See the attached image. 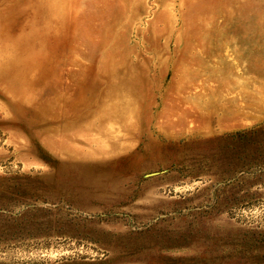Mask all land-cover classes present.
Masks as SVG:
<instances>
[{"label": "rangeland", "instance_id": "obj_1", "mask_svg": "<svg viewBox=\"0 0 264 264\" xmlns=\"http://www.w3.org/2000/svg\"><path fill=\"white\" fill-rule=\"evenodd\" d=\"M0 9V264H264V0Z\"/></svg>", "mask_w": 264, "mask_h": 264}, {"label": "bare ground", "instance_id": "obj_2", "mask_svg": "<svg viewBox=\"0 0 264 264\" xmlns=\"http://www.w3.org/2000/svg\"><path fill=\"white\" fill-rule=\"evenodd\" d=\"M52 6H54V3L53 2H50L49 3L50 10H52V8H51ZM6 11H8V10L7 9H5V10H3V9L1 10L0 9V24H2V22L4 20V19L2 20V18H3V16H4V14H5ZM16 24H18V23H16ZM2 34L3 33H1V26H0V38H2L1 41L3 42V44L0 46V48H1V53H0V76L3 77V76L6 75V74H4L3 69H5L6 71L7 70H9V71L15 70L21 64L24 65L26 63L27 64L30 63L29 66H35V67H34L33 70L32 69L30 70V76L28 77V79H26L27 81H29V84H28L27 87L24 86V87L20 88L19 87L20 83L17 82V81H15V78L12 77L11 80L9 79V83H7L8 85L6 87H3V88L0 87L1 88L0 91L2 92V94L4 96H6V97H8L10 99H13L14 97H17V98H20L23 101H26L27 102L31 98L34 99L35 96L37 95V93L35 94V91H34V88H33L34 86L36 87V84H34L33 82H35V80H36L37 77H39V80H40L41 71H43L42 61L44 59L43 56H45V54H46V50H38V56L36 57V55H37V52L36 51L35 52L32 51V53H30L29 51H27V50H30V46L32 45V42H31L32 40L31 41L30 40L27 41L25 43L24 48H21V50H18L20 47H13L11 41L9 39H8V41L5 40V38L2 36ZM16 50L20 52V55L21 56L19 55V58H17V55H8L7 54V53H10V54L13 53L14 54L16 52ZM29 54H31L33 58L35 57V59H32L29 62H27V61H24V63L21 62V60H23ZM117 78H118V76H117ZM15 83H19V84L17 85ZM16 103H17V101H16ZM220 121H222V120H220Z\"/></svg>", "mask_w": 264, "mask_h": 264}, {"label": "water", "instance_id": "obj_3", "mask_svg": "<svg viewBox=\"0 0 264 264\" xmlns=\"http://www.w3.org/2000/svg\"><path fill=\"white\" fill-rule=\"evenodd\" d=\"M153 174H157V173H152V174H149V175H153Z\"/></svg>", "mask_w": 264, "mask_h": 264}]
</instances>
